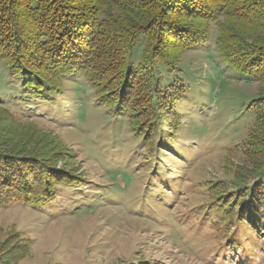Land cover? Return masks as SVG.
Masks as SVG:
<instances>
[{"label": "rangeland", "instance_id": "rangeland-1", "mask_svg": "<svg viewBox=\"0 0 264 264\" xmlns=\"http://www.w3.org/2000/svg\"><path fill=\"white\" fill-rule=\"evenodd\" d=\"M215 36L212 27L210 42L181 56L177 124L161 127L152 151L83 78L65 81L63 95L35 100L0 62V101L24 135L54 139L85 182L57 187L43 207L0 209V258L25 244L18 264H264V226L229 224L212 203L233 196L258 89L221 61Z\"/></svg>", "mask_w": 264, "mask_h": 264}, {"label": "trees", "instance_id": "trees-1", "mask_svg": "<svg viewBox=\"0 0 264 264\" xmlns=\"http://www.w3.org/2000/svg\"><path fill=\"white\" fill-rule=\"evenodd\" d=\"M212 27L221 61L258 83L235 191L212 203L229 224L254 231L264 226V0H0V62L35 100L63 95L65 81L83 78L96 102L123 116L152 151L161 127L177 124L180 58L210 42ZM22 123L0 101V209L43 207L57 187L85 183L67 169L71 155L48 135H24ZM27 249L17 245L0 264H18Z\"/></svg>", "mask_w": 264, "mask_h": 264}]
</instances>
